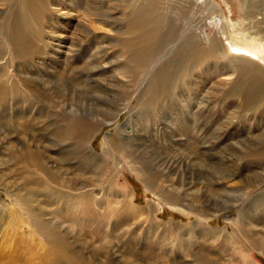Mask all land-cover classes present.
I'll use <instances>...</instances> for the list:
<instances>
[{"label": "rangeland", "instance_id": "rangeland-1", "mask_svg": "<svg viewBox=\"0 0 264 264\" xmlns=\"http://www.w3.org/2000/svg\"><path fill=\"white\" fill-rule=\"evenodd\" d=\"M134 1L93 0L89 10L84 12L88 0H53L52 3L56 6H52L51 3L50 7L44 5L38 8L41 14L37 22L38 29L34 30L33 25L29 26L31 34H23L20 31V35L16 38L13 28L24 29V23L28 22L27 14L22 13L26 4L17 8V0H0V264H70L69 260L60 257L59 252L53 251L51 240L40 237L32 227L26 225L27 221H22L23 215H20L14 207L15 195L31 198L32 206H37L43 213L49 214L44 215L43 219L54 222L55 218L59 217L54 215V211L62 207L63 201L58 204L54 197L46 198L44 195L33 194L35 186L25 187L24 176L27 173L21 172L20 166L12 162L7 163L9 154L18 152V155H23L22 147L31 153L38 152L37 155L42 161H45L46 156L63 161L61 157L51 153H55L57 149L48 147L51 152L44 153L40 147L51 145V140H54V126H61L68 119L94 125V133H98L89 139L88 145L104 157L101 159L107 164L106 171L115 172L116 182L128 192L134 205L144 210L151 209L155 216L154 222L170 226L164 241L160 242L163 243V248L159 251L161 256H165V250L168 248L165 245L167 239L176 238L178 242H183L182 232L184 233V230L197 222L195 209L203 206L200 201L191 203L189 200L185 202L179 200L180 203L175 207L168 205L154 195L155 191L147 187L149 176L164 181H161L165 188L163 192L168 190L169 184L166 179L171 181L177 177L191 178L193 183L190 180L186 182L193 184L191 191L195 195L217 189L218 184L221 185L224 181L221 182L220 178L225 179L230 174L229 171H233L232 174L235 175L232 177L233 180L228 182L229 189L240 186L242 180L238 177L248 175L256 181L264 173L262 168L264 163L259 165L251 162L248 157L255 148H260V140L258 141L257 137L264 129V110L258 109L256 115H251L237 112L234 105L231 107V104H228L230 109L227 113H231V116L227 114V124L222 120L220 125L213 126V122L211 130L215 134L214 138L207 142L205 134H199L202 151L206 149L205 147L203 149V145L210 148L207 153L201 154L199 148H194L196 143L190 141L191 136L196 139V134L189 135L181 126L183 120H191L192 112L187 111L186 108H183L185 114L172 110L165 111L161 105H157L156 111L148 114L134 107L147 82L168 61L164 53L153 58L145 68L139 88L126 108L129 92H133L138 86L132 77L135 76L131 71L133 65L128 62L119 41L125 37L124 32L128 29L126 6ZM212 1L226 5L225 13L231 22L238 23L245 14L248 15V0H228L229 6L224 3L225 0ZM172 11L170 9L168 14L178 17L177 13ZM8 23L13 25L6 28ZM199 71L203 75L208 73L202 68ZM205 77L194 76V84L190 85V83L187 88L194 90V94L186 93L182 98L190 108L196 105L199 97H213L212 95L219 92V90L215 91L217 88L224 90L228 88L220 85L218 81H205ZM120 88L125 90L121 92ZM93 96L105 97L103 98L105 101L99 102ZM215 98H220V94ZM222 102L217 100L216 106L220 112L222 108H226ZM134 114H136L135 120L132 118ZM224 116L222 114L223 118H221L225 119ZM108 119L112 121L111 124L99 126L102 121L106 122ZM119 129L127 132L124 134L119 132L118 135L116 133ZM106 137L110 138V146L112 144L113 146L103 155ZM130 137L139 140L135 142ZM73 139L75 137L71 140ZM85 139L80 140L83 143L79 147L77 144L74 147L73 144L72 146L66 144L64 148L71 149L69 154L73 156L74 153L87 156V151L82 147L85 145ZM122 155L126 159L122 158ZM181 158L195 168L198 167L200 171L189 172L182 164ZM124 159L134 160V168L141 169L144 176L140 178L132 172L124 164ZM166 160L168 164H165ZM51 164L52 162H49L48 165ZM53 165L56 166L55 163ZM165 165H170V168L165 169ZM181 165L182 168H179ZM59 169L65 172L69 169V165L63 162ZM101 170L105 172L103 167L94 168L93 175L92 172H86L87 185L92 184L97 187L95 194H98L97 197L102 196V203L94 208L92 217L89 220L87 217L82 222L69 221L64 217L63 223H58L57 220L53 225L56 226L57 237L65 238L67 257L72 258L76 264H129L127 260L134 259L122 247V243L126 240H122L121 243L116 242L112 232L107 233L112 224L108 209L111 213L116 207L119 210H122V207L116 203L117 200L113 204L111 194L116 183L108 185V182L114 181V177L110 179L106 173L100 177ZM71 171L73 168L69 170ZM163 171L164 175H162ZM245 171L248 172L242 174ZM97 175L103 179V191L99 190L97 179L94 178ZM62 184L63 188L60 191L63 192L68 184ZM263 191L264 180L258 187L249 191L237 207L227 211H216L217 207L214 203H205L204 209L210 216L209 220H205L206 226L217 229L226 227L232 232V225L225 220L229 218L234 220L233 218L245 207L251 210L252 201ZM80 198L87 200V197H82L81 193ZM47 199L53 204L47 203ZM256 205L254 222L251 223L252 229H249L250 234H245L249 244H246L247 242H244L238 234L236 243L232 241L225 243L224 240L210 241L211 252L207 250L203 254H198V249L192 246L190 252L194 253L193 259L176 249L175 262L172 263L174 258L167 257L168 263L180 264L179 258H183L187 262L192 260V264H199L209 255L213 260V263L209 261L210 264H252L249 257L258 264H264V197L262 202L257 201ZM120 224L121 227L126 224L125 220L121 219ZM85 227H88V233L79 232L80 228L85 229ZM133 228L130 234L131 236L136 234L131 242L132 248L136 251V264H144L139 257L140 254L149 253L150 245L155 250L161 237L160 234L152 236L150 225L145 220ZM91 229H94V232L98 229L99 235L91 233ZM65 231L69 232L65 233ZM190 242L192 245V241Z\"/></svg>", "mask_w": 264, "mask_h": 264}, {"label": "bare ground", "instance_id": "bare-ground-1", "mask_svg": "<svg viewBox=\"0 0 264 264\" xmlns=\"http://www.w3.org/2000/svg\"><path fill=\"white\" fill-rule=\"evenodd\" d=\"M92 1L93 0H88V3L85 4L84 12L89 10L88 8L92 5ZM52 2L53 0H17V8L22 4H26L22 13L27 14L28 22L24 23V29L13 28L15 32L14 37L18 38L20 31L23 34L30 33L29 26L32 25L34 26L33 29L37 30V22L41 16L38 12V8H41L44 5L50 7ZM224 3L227 4L229 2L228 0H225ZM248 4V15L245 14L241 20L238 19V21L240 20L238 23L231 22L228 18L225 13V4L223 5V3H217L212 0H135L130 5H127L126 8L128 9V13L126 24L128 29L124 32L125 37L119 41V44L125 51L128 62L133 65L131 71L135 76L132 77L134 82L136 81L135 84H137L138 87L133 90V92H129L126 108L130 105L134 93L139 88V83L143 78L142 74L144 73L145 68L153 58L164 53V56H166L168 61L163 64V66L158 69L147 82L145 89L138 96L134 107L137 108L138 111L143 110L148 114L152 113V111L155 112L157 105H161L165 111L172 110L185 114L183 108H186L187 111L189 110V112H192L190 113L191 120H183L181 126L186 129L189 135L196 134V139L194 140L193 136H191L190 141L196 143L194 148H199L201 154L207 153L210 148L208 146V149L207 146L203 145V149L204 147L206 149L202 151V142L199 140V134H205L204 137L206 141L214 138L215 134L211 130V126L213 122V126L220 125L222 120H225L226 124L228 123L226 116L227 114H231L227 113L228 109H230L228 104H231V107L234 105V107H236L235 111H240L241 113L256 115L258 109H262L263 111L264 0H248ZM53 5H55V3H52V6ZM227 5L229 6V4ZM170 9L173 10L172 12L175 11L178 17H174L173 15L170 16L168 14ZM105 23L107 22L105 21ZM12 25V23H8L6 28ZM94 29L97 30V28ZM200 68L206 70L208 73L203 75L199 71ZM194 76H206L205 81H218L220 85L224 87L227 86L228 88L227 90L217 88L215 91L217 92V90H219V92L212 95L214 99L213 97L207 96L199 97L196 100V105L193 108H190L182 101V98L186 93L191 95L194 94V90L187 89L189 88L190 83V85L194 84ZM178 80L180 82L178 83L179 85L177 84ZM229 81H231V83H228ZM117 90L120 91L119 88H117ZM123 90L125 89L123 88ZM123 90L121 89V92ZM203 91L205 92V90ZM218 94H220V98L216 99L215 96H218ZM93 98L99 102L105 101L103 99L105 97L101 98L99 96H93ZM217 100H222L225 104L226 108H222L221 106V112L217 109ZM193 110H195L194 113ZM117 113L119 112L117 111ZM222 114L225 115V119H222ZM135 117L136 114H134L132 118L135 120ZM109 120L110 119L106 122L101 120L102 122H99V126L108 123L111 124L112 121ZM53 131L54 140H51V145L47 147L43 145L40 149L44 153L51 152L47 149L48 147L57 149V151L55 150V153H51L57 157H61L63 161H57L50 156H46L45 161H42L41 157L37 155L38 152L31 153L25 147H22L23 155H18V152L9 154L10 158L7 163L10 164L12 162L14 165H17L18 167L20 166L21 172L27 173L25 176L29 177L25 178L24 176L25 187L35 186L33 194L37 193L38 195H44L46 198L54 197L58 204L60 201H63L61 205L62 207L59 209L57 206L59 210L56 209L54 211V215L59 216L58 218H55V221L58 220V223H63L64 217H67L69 221L80 220L81 222L87 217H89L87 220L92 217L93 212H95L94 208L102 203V196L97 197L98 194H95L97 193V187L92 184L87 185L86 182L88 177H86V172H92L91 174L93 175L92 170L94 168L99 169L103 167L105 172L101 170L100 177L106 174L110 179L114 177V181L108 182V185L116 183L112 188V190L114 189L113 194H111L113 197V204L117 200L116 203L122 207V210H119L116 207L111 213L108 209V215L110 216L112 224L107 233L110 234L111 231L113 239L117 240L116 242L121 243L126 240V242L122 243V247L127 250L128 255L132 256L131 258L134 259L133 261H129L128 259L127 261L129 264L137 263L136 251L132 248L133 246L131 244L136 234L131 236L130 232L134 229L133 226L140 224L144 220L149 223V230L152 233V236L160 234L161 237L159 242H157L159 244L155 247V250L153 249V246L150 245L148 247L149 253L140 254L139 257L142 258L144 264H169L167 257H170L171 259L174 258L172 260V263H174L178 250L180 253H184L185 255H188L190 259H193L195 257L193 255L194 253L190 252L192 246H195V249H198V254H203L207 250L211 252L209 247L210 241L219 242L224 240L225 243L231 241L236 243V236H238V234L244 242H247L246 244H249V240H247L245 234H250L249 229H252L251 223L254 222L253 218H255V215L253 214H255L254 211L257 208L256 204L257 201L262 202L264 191L252 201L251 210L245 207L233 218L234 220L230 218L225 220L226 223L232 225V232L227 230L226 227L217 229L212 228L209 225L206 226L205 220H209L210 216L206 213L204 206L208 203H214V206L217 207L216 211H227L233 207H237L239 202L249 191L261 184L264 180V173L260 175L259 179L256 181L251 179L252 177H249L248 175L238 177L242 180L240 186H235L229 189L228 182L233 180L232 177L234 175L232 174L233 171H229L230 174L225 179L223 177L220 178L221 182L224 181L221 185L218 184L219 187L217 189L208 192L205 191L203 194L196 193L195 195H193L191 191V187L193 186L191 178L183 179L177 177V179L171 181L166 179L165 181L169 184L168 190L163 192V189L165 188L163 187L162 182L164 181L159 180L155 176H149L147 181L149 180L148 183L150 186H147V184L146 186L155 191L154 195L160 197L168 203V205H173V207H175L180 203L179 200L182 202L189 200L191 203L200 201V204L203 206L195 209L197 222L194 223L192 227L184 230V233L182 232L183 242H178L176 238L167 239L165 245L168 248L165 250V256H161L159 251L162 250L163 243L160 242L164 241V237L168 234L170 226L154 222L153 219L155 216H153L151 209L144 210L134 205L128 192L121 188L118 182H116L117 176L114 174L115 172L106 171L105 167L107 164L101 159L103 156L97 154L91 146L88 145L89 139L96 133H94V125L89 123L85 124V122L83 123L79 121L74 122L73 120L68 119L64 121L61 126H54ZM119 132L124 134L127 131L119 129L116 134L119 135ZM72 137H75V139L71 140ZM82 138H86L85 145L82 147L87 151L88 157L81 154V156L76 155L75 153L74 156L69 154L71 149L66 150L64 146H67L66 144L72 146L73 144L74 147L75 144H77V147H79L83 143L80 141ZM130 138L135 142L139 140H136L134 137ZM109 139L110 138L106 137L104 140L105 148L103 150V155L106 154L108 148L110 149V147L113 146V144L110 146ZM257 140H260V148H255L248 157L251 162L260 165L264 163V129L260 131ZM159 141H161V139H159ZM158 154H160V152ZM122 158L125 157L122 155ZM167 160L166 163L164 162L165 164H168ZM181 161L189 172L199 170L198 167L195 168L191 163L188 164L185 162L183 158H181ZM49 162H52L51 166L48 165ZM63 162H67L69 165V169L65 172H61V169H59L60 164ZM53 163H55L56 166H54ZM124 164L140 178L144 176L141 169L134 168V160H125ZM171 164L173 163H170V165ZM170 165H165L164 168L169 169ZM72 168L73 171L69 172ZM173 168L177 169L178 167L175 166ZM179 168H182V165L179 166ZM247 172L248 171L242 172V174ZM68 175L70 177H68ZM162 175H164V171ZM100 177L97 175V177L95 176L94 178L97 179L96 182L99 190L103 191V179ZM187 180L192 181V185L188 184L186 182ZM62 183L68 184L63 192L60 191L61 188H63ZM189 191H191V193H189ZM80 193L82 194V197L86 196L88 201L84 198H80ZM11 196H13V194H11ZM188 196H190L189 199ZM46 201L49 204H53L50 199H47ZM32 203L33 200L31 198H23L20 195H15L14 207L20 212V215H23L22 221H27L26 225L30 228L32 227L40 237L43 236L45 239L51 240L52 247L54 248L53 251L59 252L61 258L64 257L69 260L70 264H76L72 258L67 257L65 252L67 249L66 242L64 241L65 238L57 237V232L55 230L56 226L53 225L55 221H45L43 219L45 217L44 215L49 214L43 213L37 206H32ZM121 219L126 222L122 227L120 224ZM94 224L98 225L97 222H94ZM79 230L81 233L89 232L88 227H85V229L80 228ZM90 231L91 233L99 235L98 229L95 232L94 229H91ZM68 232L65 231V233ZM190 241H192V245L190 244ZM154 242L155 241H152V243ZM167 242L170 243L168 244ZM211 254L212 253H210V255ZM240 255L243 257L242 254ZM249 258L252 264H258L252 259V257ZM179 260L180 264L193 263L192 260H188L187 262L183 258H179ZM209 261L210 263H213V260L208 255L206 260L199 264H210Z\"/></svg>", "mask_w": 264, "mask_h": 264}]
</instances>
